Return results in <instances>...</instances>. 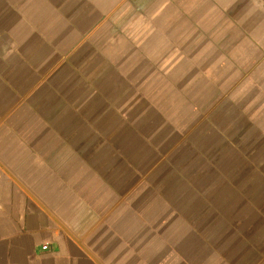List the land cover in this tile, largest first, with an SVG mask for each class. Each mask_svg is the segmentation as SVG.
Masks as SVG:
<instances>
[{
    "label": "crops",
    "instance_id": "1",
    "mask_svg": "<svg viewBox=\"0 0 264 264\" xmlns=\"http://www.w3.org/2000/svg\"><path fill=\"white\" fill-rule=\"evenodd\" d=\"M0 264H264V0H0Z\"/></svg>",
    "mask_w": 264,
    "mask_h": 264
}]
</instances>
